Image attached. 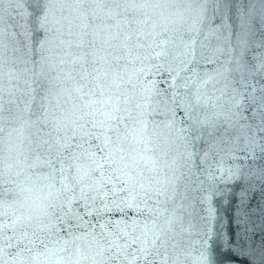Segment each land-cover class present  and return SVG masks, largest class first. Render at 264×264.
<instances>
[{
    "label": "snow or ice",
    "instance_id": "1",
    "mask_svg": "<svg viewBox=\"0 0 264 264\" xmlns=\"http://www.w3.org/2000/svg\"><path fill=\"white\" fill-rule=\"evenodd\" d=\"M0 134V264H264V0H0Z\"/></svg>",
    "mask_w": 264,
    "mask_h": 264
},
{
    "label": "water",
    "instance_id": "2",
    "mask_svg": "<svg viewBox=\"0 0 264 264\" xmlns=\"http://www.w3.org/2000/svg\"><path fill=\"white\" fill-rule=\"evenodd\" d=\"M19 19V18H17ZM22 22V21H21ZM199 61V57H197ZM175 67V65H173ZM162 79L167 80V73L162 77ZM161 88H166L167 84L161 83L159 85ZM5 116L7 113L4 114ZM7 128V125H3ZM18 127L19 125H15ZM4 134H0L2 136ZM257 166L264 164V161L258 160L256 162ZM185 179H187V169H185ZM193 197L198 196L199 193H191ZM244 199L248 206L253 210L251 215V220L256 228V238L259 240L261 229H264V214L261 213L260 207L264 206V185L260 181H253L250 186L248 182L236 181L235 183H230L225 186L224 194L222 196L218 195L213 200V206L216 208L217 216L223 217L222 221H219L217 227L220 223L227 228V230L235 235L238 231L236 215L237 209L241 206V200ZM197 210L201 209V205L197 204ZM203 215L204 213L201 212ZM232 264H245V258L243 256L235 257L232 260Z\"/></svg>",
    "mask_w": 264,
    "mask_h": 264
}]
</instances>
